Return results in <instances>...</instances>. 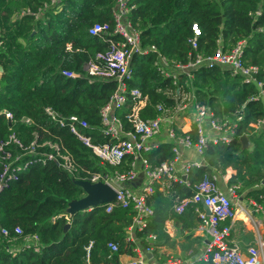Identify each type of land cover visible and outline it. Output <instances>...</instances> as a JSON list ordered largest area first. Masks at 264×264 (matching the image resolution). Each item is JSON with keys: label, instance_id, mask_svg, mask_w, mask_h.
Instances as JSON below:
<instances>
[{"label": "trees", "instance_id": "16d2710c", "mask_svg": "<svg viewBox=\"0 0 264 264\" xmlns=\"http://www.w3.org/2000/svg\"><path fill=\"white\" fill-rule=\"evenodd\" d=\"M49 2L0 0V142L11 133L24 148L34 140L39 144L57 142L85 169L98 173L126 172L131 158H125L115 168L101 165L90 149L45 112L51 108L63 117L76 115L86 120V134L96 143L104 142L99 112L116 89V83L89 78L83 67L97 53L108 49L106 42L89 36L87 30L94 23L113 24L115 0H60L37 20L32 15H22L25 10L36 13ZM130 5L134 8L128 18L140 33L141 48L155 46L173 64L186 63L195 54L187 41L191 25L196 23L202 34L197 51L203 55H212L218 43L227 51L243 41V61L259 68L258 79L264 89V0H131ZM154 61V54L133 55V75L127 88L139 89L152 105H157L163 92L173 89V85L156 72ZM62 70L76 72L80 77L65 78ZM241 81L221 66L197 69L190 79L179 76L178 85L216 119L241 120L230 144H208L201 156L202 166L188 174L189 186L174 183L167 194L155 187L147 201L153 214L141 231L133 230L132 242L126 241L134 215L131 209L116 207L107 213L104 206H98L69 214V204L84 197L83 190L55 164L35 163L0 191V264H108L120 256L136 258V248L142 253L151 248V258H145L144 264L152 259L164 264L166 259L159 248L171 241L165 222L173 220L181 231H187L199 223L195 209L202 210L200 204H189L183 212L176 213V199L191 198L194 186L204 175H223L228 168L236 172L228 184L240 185L237 194L245 193V198L259 201L264 196V126L252 132L250 124L264 117V102L252 100L258 89ZM172 104L168 99L166 106ZM5 112L13 116L10 126ZM117 114L124 117V112ZM157 114L146 107L141 117L152 119ZM25 119H30L31 124H25ZM176 133L181 135L179 130ZM190 135L195 142L194 129ZM241 137H246L247 146H243ZM173 145L164 136L144 157L152 166L168 162L174 157ZM15 152L21 150L16 147ZM67 215L69 220L64 218ZM222 225H230V220ZM15 227L21 228L24 236H38L39 253L22 250L12 256L7 252L9 244L1 230L13 235ZM151 235L156 238L153 245L148 240ZM110 242L117 244V253H111ZM17 244L21 245V241ZM197 264L211 262L201 260Z\"/></svg>", "mask_w": 264, "mask_h": 264}, {"label": "built area", "instance_id": "2783aa9c", "mask_svg": "<svg viewBox=\"0 0 264 264\" xmlns=\"http://www.w3.org/2000/svg\"><path fill=\"white\" fill-rule=\"evenodd\" d=\"M59 1L50 0L36 13L25 10L22 15H32L37 20L42 12ZM130 1L115 0L111 13L112 25L94 23L87 30L89 36L97 37L108 44L106 51L97 53L93 61L84 65L83 69L87 77L116 83V89L99 112L100 135L104 142L96 143L86 134L89 129L86 120L76 115L63 117L51 108L45 109L50 119L60 128H67L78 141L91 150L101 165L119 167L124 159L129 157L131 158L129 169L126 172H92L81 167L57 142L46 141L39 144L34 140L24 148L14 133H11L6 140L0 142V191L6 188L9 182L16 180L17 175L26 170L29 165L38 163L45 166L53 163L74 181L84 180L91 184L103 183L110 186L115 192V198L113 202L103 206L107 213L116 207L132 210L134 213L132 223L126 231V241L132 242L133 230L141 231L153 214L147 201L154 193L155 187L159 186L161 191L167 192L174 183L189 186L188 174L192 169L202 166L199 161H181L182 151L193 148L199 156H202L210 143L230 144L236 136L237 123L241 120V117L236 120L228 117L223 120L216 119L206 106L197 104L193 95L185 92L178 85L179 76L183 75L190 79L197 69L221 66L226 67L231 76L240 77L243 84L255 85L258 93L251 98L252 100L261 99L264 102V89L263 83L258 79L259 68L243 61V41L227 51L223 50L221 43H218L212 55H203L197 51L202 34L196 23L191 25V34L187 41L195 54L186 63L173 64L158 53L155 46L141 48L140 33L128 18L134 8L130 5ZM255 15H259V12ZM147 54L155 55L156 72L163 78L169 79L173 85V89L168 88L163 92L164 97L160 98L157 105H152L149 97L143 95L139 89L128 90L127 88V82L133 75L130 66L132 56ZM61 74L69 79L80 77V74L69 70H62ZM168 99L173 101L169 107L166 106ZM146 107H151L158 112L157 116L152 119H143L141 112ZM187 111L191 112L193 117L192 129L196 134L195 142L192 141L191 131L177 135L173 127V121L177 116ZM117 112H124V117L121 118ZM4 115L8 122L12 123V114L5 112ZM24 122L27 125L31 124L30 119H25ZM164 126H166L167 137L174 144L172 147L174 157L168 162L152 166L144 154L153 149L149 141L159 136ZM263 126L264 117L250 124L252 132L261 130ZM16 147L21 152H15ZM140 172L142 181L139 180ZM81 173H84L85 177H80ZM218 174L204 175L202 180L194 186L192 197L176 199L173 207L176 213L183 212L189 204H200L209 210V215L205 212L198 214L197 230L206 232L210 236L199 260L209 261L211 264H264V257L257 248L250 247L245 254L242 253L230 240L231 225H222L226 220L232 221L235 217L236 211L232 199L236 198L240 185H228L225 190H222L218 184ZM250 204L254 213L264 216V196H260L259 201L251 199ZM64 218L69 220V215ZM1 234L7 239L9 244L7 252L12 256L22 250L40 252L41 245L37 235L24 236L19 227L14 228L13 235L6 229H2ZM149 239L153 242L156 238L151 235ZM18 241H21V245L17 244ZM150 244L153 245V243ZM108 248L112 254L118 252V246L115 243H108ZM150 252L151 248H148L140 258L110 261L108 264H144L145 255Z\"/></svg>", "mask_w": 264, "mask_h": 264}, {"label": "crops", "instance_id": "0c3cea01", "mask_svg": "<svg viewBox=\"0 0 264 264\" xmlns=\"http://www.w3.org/2000/svg\"><path fill=\"white\" fill-rule=\"evenodd\" d=\"M182 119L183 122L180 127L178 126V123H180ZM192 120L193 117L191 112L187 111V113L177 116V118L173 121V127L175 130L181 131V134L190 132L192 130ZM165 129L166 126H164V129L159 136L154 137L149 141V144L153 146V149L160 144L164 136H167ZM181 161H199L201 165L203 164L201 156H199L193 148L184 149L182 151ZM138 171H140V169ZM235 174L236 172L231 168L226 169L223 175L220 173L218 174V184L222 190L226 189L229 185V180L235 176ZM142 179L143 177L140 172L139 180L142 181ZM156 187H158L160 192L167 194L168 190L167 192H164L160 190L159 186ZM251 199L252 198H245V193H242L241 195L237 194V201L232 199L233 205H236L237 208H235V217L232 221H230V240L242 253L245 254L248 248L255 247L264 257V216L254 213L252 205L250 204ZM201 207L202 210H199L198 208L195 209L197 217L200 212H205L204 207ZM198 224L187 231H181L180 227L176 226L173 220H167L165 222V232L171 238V241L168 242L166 246L159 248L160 254H162L166 259L164 264H197L201 261L199 259L203 254L205 246L210 240V236L206 232L198 231ZM260 228L262 234L261 240H263V242L259 241L260 239L257 236V232ZM196 239H200V243H197L195 241ZM148 240L150 243H154V241L151 242L149 237ZM134 252L137 254L136 258H140L144 254L138 248L136 250L134 249ZM136 258H132L130 256H120L118 260L125 261ZM149 264L159 263L152 259L149 261Z\"/></svg>", "mask_w": 264, "mask_h": 264}, {"label": "water", "instance_id": "95a60500", "mask_svg": "<svg viewBox=\"0 0 264 264\" xmlns=\"http://www.w3.org/2000/svg\"><path fill=\"white\" fill-rule=\"evenodd\" d=\"M8 123L10 126L11 123ZM240 141L243 143L244 147L247 146L246 137H241ZM74 183L83 190L84 197L80 198L79 200L72 201L69 204V207L67 209V212L69 214H73L77 211H86L89 208L103 206L105 204L113 202L115 198L114 190L106 184H91L90 182L84 180H76L74 181ZM137 185H139V183ZM204 210L207 215L210 214L209 210L206 207H204ZM66 227H68V225ZM145 257L147 259H150L151 254H146Z\"/></svg>", "mask_w": 264, "mask_h": 264}, {"label": "rangeland", "instance_id": "374dc122", "mask_svg": "<svg viewBox=\"0 0 264 264\" xmlns=\"http://www.w3.org/2000/svg\"><path fill=\"white\" fill-rule=\"evenodd\" d=\"M182 122H183V119L180 121V123H178V126H182ZM234 200H236L237 201V196H236V198L234 199ZM235 204V203H234ZM234 206V209L235 208H237V206L236 205H233ZM257 236H258V238L260 239L259 241H262L263 242V240H261V236H262V234H261V228L258 230V232H257Z\"/></svg>", "mask_w": 264, "mask_h": 264}]
</instances>
